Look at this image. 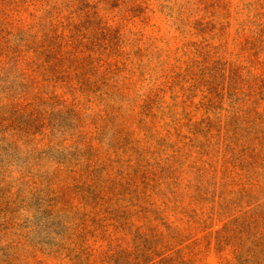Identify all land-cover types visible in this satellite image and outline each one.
<instances>
[{"label": "rangeland", "instance_id": "374dc122", "mask_svg": "<svg viewBox=\"0 0 264 264\" xmlns=\"http://www.w3.org/2000/svg\"><path fill=\"white\" fill-rule=\"evenodd\" d=\"M0 264H264V0H0Z\"/></svg>", "mask_w": 264, "mask_h": 264}]
</instances>
